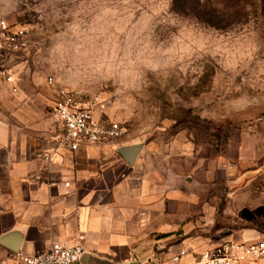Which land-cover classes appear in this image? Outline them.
Wrapping results in <instances>:
<instances>
[{
	"label": "rangeland",
	"instance_id": "1",
	"mask_svg": "<svg viewBox=\"0 0 264 264\" xmlns=\"http://www.w3.org/2000/svg\"><path fill=\"white\" fill-rule=\"evenodd\" d=\"M0 18L31 33L7 57L18 93L78 90L195 190L198 233L264 194V0H0Z\"/></svg>",
	"mask_w": 264,
	"mask_h": 264
},
{
	"label": "crops",
	"instance_id": "2",
	"mask_svg": "<svg viewBox=\"0 0 264 264\" xmlns=\"http://www.w3.org/2000/svg\"><path fill=\"white\" fill-rule=\"evenodd\" d=\"M16 85L12 92L0 77V264H14L10 252L38 254L57 242L82 244L78 264H169L184 249L182 264H201L207 246L262 235L264 194L245 192L232 223L214 222L215 233L200 234L195 190H183L179 176L143 158V143L114 140L56 151L55 89L48 85L53 93L43 99L18 93L17 75ZM131 144H142L133 163L119 152ZM239 264H264V257Z\"/></svg>",
	"mask_w": 264,
	"mask_h": 264
},
{
	"label": "built area",
	"instance_id": "3",
	"mask_svg": "<svg viewBox=\"0 0 264 264\" xmlns=\"http://www.w3.org/2000/svg\"><path fill=\"white\" fill-rule=\"evenodd\" d=\"M31 33L23 23H11L0 18V77L17 92L16 75L6 62L9 56L29 51ZM47 83L56 91L51 114L56 126L52 134L55 150L74 151L84 144L108 143L123 137L125 130L114 120H103L83 99L80 92L65 85H60L50 76ZM187 250H181L170 257L169 264H182L181 259ZM84 254L80 242L74 245L53 243L38 254L10 252L14 264H75ZM264 257V231L251 242L227 241L218 245L207 246L201 252V264H239ZM137 264H163L147 262Z\"/></svg>",
	"mask_w": 264,
	"mask_h": 264
},
{
	"label": "water",
	"instance_id": "4",
	"mask_svg": "<svg viewBox=\"0 0 264 264\" xmlns=\"http://www.w3.org/2000/svg\"><path fill=\"white\" fill-rule=\"evenodd\" d=\"M141 148H142V144H131V145H127V146H123L119 148V152L129 163H133L136 156L140 152ZM16 252H19V251H16ZM83 256L84 254L81 257V260L83 259ZM75 264H78V263H75Z\"/></svg>",
	"mask_w": 264,
	"mask_h": 264
}]
</instances>
